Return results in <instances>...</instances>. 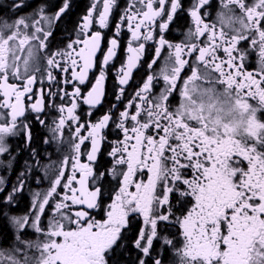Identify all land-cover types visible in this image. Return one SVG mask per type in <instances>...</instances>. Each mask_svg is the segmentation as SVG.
<instances>
[{
	"label": "snow or ice",
	"instance_id": "1",
	"mask_svg": "<svg viewBox=\"0 0 264 264\" xmlns=\"http://www.w3.org/2000/svg\"><path fill=\"white\" fill-rule=\"evenodd\" d=\"M117 6L90 0L55 47L73 0L0 6V168L27 152L10 188L0 175V264H112L117 249L132 264H264V131L220 130L222 114L264 101V0H126L113 25ZM110 71L113 100L95 116ZM25 192L27 209L14 212Z\"/></svg>",
	"mask_w": 264,
	"mask_h": 264
},
{
	"label": "flooded vegetation",
	"instance_id": "2",
	"mask_svg": "<svg viewBox=\"0 0 264 264\" xmlns=\"http://www.w3.org/2000/svg\"><path fill=\"white\" fill-rule=\"evenodd\" d=\"M56 3H59V0H55ZM11 3V0H0V6H6L8 4ZM90 0H73V10L68 14L67 17H65L64 23L62 24V26L58 29H56V41H54V47L57 43L59 44H63L65 42L66 37L62 36L61 34L64 32V29L67 28L68 30H71L74 25L77 23L78 19L83 16L86 11L87 8L89 6ZM126 5V0H118V6L115 10V14L111 17V22L114 25L116 23L117 18L120 15V9L124 8ZM31 9H25V12L30 11ZM187 21V17H183L181 18L178 22L177 25L173 26V31L171 33H169V38L173 39V40H179L182 38V29L183 31H186V28L184 27L185 23ZM113 33V29L112 27H110L105 33H104V39L102 41V46L106 49L108 47V38L112 35ZM128 38V33L125 32L124 33V39H122L120 41V46L118 49V55L117 58L114 62V67H119V65L121 64L122 61L125 60V41ZM151 51L146 52L144 58H143V66L140 67L138 70H134L133 72V76L134 79L130 81V86L128 87V92L132 93L135 89H137V87L139 86V84H141L144 80V78L147 75V63L149 62L150 58H151ZM162 63V61H161ZM156 70H159L160 67V63H158L156 66ZM256 67V63H255V56L250 58V62H249V68L250 69H254ZM115 84V75L114 72L110 71V74L108 76V79L106 81V91L108 93V98L105 100L104 103V107L100 108L96 113L95 116H100L104 113V111L107 109V107L109 106V104L112 102L113 100V85ZM71 90V89H69ZM159 90V88H157V91ZM251 102V101H250ZM254 103V102H252ZM121 107H123V105H121ZM81 112H83V108L80 109ZM56 113L54 111L49 113L48 116V122H51V119L53 116H55ZM95 117H93L94 119ZM258 118L264 122V112H259L258 113ZM107 133V137L108 140H114L116 139L118 133L114 132L111 129L105 130ZM34 132V137H35V143L34 146L40 149H43L44 147H48L46 145H43L42 140L45 136L48 135V133L40 128L38 125L34 127L33 129ZM65 136L70 140L71 134L68 130H65ZM11 144H13V146L15 147L16 144L18 143V141H10ZM54 148V146L52 148H49V151H52ZM109 150L108 144L105 143L103 145V152L104 155L99 157V163L101 165V170H103L105 167L109 166V157L107 156V152ZM27 157V152H21L18 156L16 161L13 164V169L11 171V173H9L6 169L4 168H0V175L2 176H6L7 177V185L10 188L11 184L13 182H15L16 180V176L19 173V171L22 169V164L24 159ZM6 159V157H5ZM35 175H39V173H36ZM42 186H46V185H42ZM29 187L30 188H37L38 186L35 184L34 179L29 181ZM28 201H29V195L27 192H25L21 199H20V203H19V207L13 209L14 212H23L27 209L28 207ZM140 227L139 222L135 223L132 225V229H133V234H135V231ZM29 235H31V233H29ZM129 251H131V249L129 248ZM112 264H132V259L130 258V256L128 255V253H125L124 251H121L119 249H117V251L113 254L112 256Z\"/></svg>",
	"mask_w": 264,
	"mask_h": 264
},
{
	"label": "clouds",
	"instance_id": "3",
	"mask_svg": "<svg viewBox=\"0 0 264 264\" xmlns=\"http://www.w3.org/2000/svg\"><path fill=\"white\" fill-rule=\"evenodd\" d=\"M257 102L260 107L257 108L254 103H249L246 110L236 107L234 111L230 113H225L221 115L220 119V130L222 132V125L227 123L230 129L229 135L240 136L244 134H259L264 131V128L253 130L250 127V121L253 119L258 120V113L264 110V101L259 100V95H257ZM212 125H210L211 127Z\"/></svg>",
	"mask_w": 264,
	"mask_h": 264
}]
</instances>
